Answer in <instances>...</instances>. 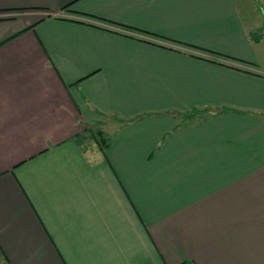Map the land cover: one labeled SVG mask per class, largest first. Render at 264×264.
Returning a JSON list of instances; mask_svg holds the SVG:
<instances>
[{
	"label": "crops",
	"instance_id": "1",
	"mask_svg": "<svg viewBox=\"0 0 264 264\" xmlns=\"http://www.w3.org/2000/svg\"><path fill=\"white\" fill-rule=\"evenodd\" d=\"M246 1L0 0L2 264H264Z\"/></svg>",
	"mask_w": 264,
	"mask_h": 264
},
{
	"label": "rangeland",
	"instance_id": "2",
	"mask_svg": "<svg viewBox=\"0 0 264 264\" xmlns=\"http://www.w3.org/2000/svg\"><path fill=\"white\" fill-rule=\"evenodd\" d=\"M249 3H251V0H247L246 1V8L249 10V12L251 13L252 12V9L250 8V7H248V5H249ZM253 3H254V5H255V8L256 7H259V14H260V18H264V11H263V9H262V5L260 4V2H259V4L257 5V3H256V0H253ZM260 11L262 12V13H260ZM92 127V129L91 130H89V132H90V135H92V137H95V139L97 140L98 139V141L99 142H104L105 141V139H106V135L104 134V131H105V133H106V131L107 130H105L106 129V127H105V125H103V123H97L96 125H94V126H91ZM102 128V129H101ZM87 132H85V134H86ZM0 264H2V262L0 261Z\"/></svg>",
	"mask_w": 264,
	"mask_h": 264
}]
</instances>
